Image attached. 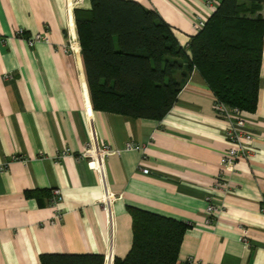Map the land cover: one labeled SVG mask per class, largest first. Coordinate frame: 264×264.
Masks as SVG:
<instances>
[{"label": "crops", "instance_id": "0c3cea01", "mask_svg": "<svg viewBox=\"0 0 264 264\" xmlns=\"http://www.w3.org/2000/svg\"><path fill=\"white\" fill-rule=\"evenodd\" d=\"M134 1L155 10L188 53L198 19L218 7ZM91 9V0H0V264H43L49 254H101L113 264L132 248L137 209L189 225L177 264H264V48L257 106L243 112L254 154L238 161L223 194L215 185L227 122L199 70L161 119L94 109L76 22ZM255 16L264 19V3ZM36 33L48 39L31 48ZM102 145L111 149L102 160L82 157ZM53 188L64 211L55 225ZM210 202L223 210L209 214Z\"/></svg>", "mask_w": 264, "mask_h": 264}, {"label": "trees", "instance_id": "16d2710c", "mask_svg": "<svg viewBox=\"0 0 264 264\" xmlns=\"http://www.w3.org/2000/svg\"><path fill=\"white\" fill-rule=\"evenodd\" d=\"M91 1L92 9L77 12L76 22L95 110L161 119L194 69L218 100L243 112L256 109L264 19L255 13L264 0H221L192 37L190 53L155 10L134 0ZM132 215V248L113 264H177L189 225L140 209ZM104 262L101 254L43 257V264Z\"/></svg>", "mask_w": 264, "mask_h": 264}, {"label": "built area", "instance_id": "2783aa9c", "mask_svg": "<svg viewBox=\"0 0 264 264\" xmlns=\"http://www.w3.org/2000/svg\"><path fill=\"white\" fill-rule=\"evenodd\" d=\"M221 0H208V4L211 6L219 5ZM208 19L199 18L196 23V30L201 31L207 24ZM23 34L20 32V35ZM48 37L44 33H36L27 38L28 45L33 48L36 47L39 43L47 41ZM70 48H74V45L70 44ZM66 51H69L66 48ZM6 78L12 79V75H6ZM215 110L217 114L226 120L227 127L225 130V135L230 143L227 152L221 158V170L218 174L215 189L223 194H227L230 190L229 177H231L237 170V163L241 159H247L254 154L252 149V144L254 142L255 136L246 131L245 127L247 126V120L244 117L243 111L239 108L230 107L224 102L216 99L215 101ZM128 148L142 150L143 146L130 142L127 144ZM111 151L108 145H102L98 148H89L83 154L84 158H91L93 160H102L105 158ZM14 160H24L23 156L14 155ZM7 166V163L1 164L0 169L4 170ZM145 173L149 172V169L144 168ZM63 200V194L61 189L53 188L52 194L50 197V206L53 208V216L49 220L51 225H55L57 222L64 219V211L60 207V204ZM223 210L222 205H216L213 202H210L207 207L209 214H214L215 212H220ZM209 222H212L210 218ZM243 241L247 242V237L244 236ZM185 264H203L202 261L195 259L194 257H189Z\"/></svg>", "mask_w": 264, "mask_h": 264}]
</instances>
